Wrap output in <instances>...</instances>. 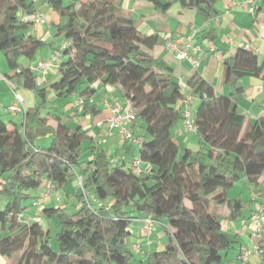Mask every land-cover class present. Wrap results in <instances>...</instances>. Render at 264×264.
Here are the masks:
<instances>
[{
    "label": "trees",
    "instance_id": "16d2710c",
    "mask_svg": "<svg viewBox=\"0 0 264 264\" xmlns=\"http://www.w3.org/2000/svg\"><path fill=\"white\" fill-rule=\"evenodd\" d=\"M38 1L47 3L60 18L53 25L55 38L66 45L58 77L37 85L36 74L21 62L22 58L32 61L43 44L26 34L29 22L19 18L35 14L32 0H0V52L10 73L4 78L42 101L49 92L57 98L77 95L87 100L98 81L117 87L135 121L142 124L138 155L149 168L137 175L129 166L110 164L107 155L91 143L84 149V142L91 139L81 127L70 128L67 116L51 129L40 114L41 105L26 110L21 123L24 133L8 130L0 120V258L8 261L5 264H135V253L127 246L129 227L150 216L167 220V242L161 250L154 244L144 250L145 264H222V254L239 240L222 229L223 217L209 212L210 207L229 206L231 218L246 221L245 210L254 202L228 194L234 184L245 180L261 202L264 216V99L263 113L255 119L237 108V99L244 93L240 79L247 76L264 82V62L242 48L225 58L229 95L216 96L197 74L188 79V88L200 100L192 110L197 145L180 147L172 131L182 120L184 95L172 69L162 68L150 53L158 38L136 29L121 9L122 0ZM147 1L160 13L176 4L205 18L218 14L217 0ZM259 10L264 11V0ZM99 113L96 104L84 103L75 115ZM48 132L52 133L49 147L35 149L33 138ZM76 175L82 176L84 188L104 204L102 208L86 207ZM46 184L55 185L58 193L70 188L79 206L73 210L43 207L42 218L54 219L51 228L44 229L33 221L35 214L28 217L26 212L34 193ZM260 235L258 244L264 249V223ZM263 249L255 264H264Z\"/></svg>",
    "mask_w": 264,
    "mask_h": 264
},
{
    "label": "crops",
    "instance_id": "0c3cea01",
    "mask_svg": "<svg viewBox=\"0 0 264 264\" xmlns=\"http://www.w3.org/2000/svg\"><path fill=\"white\" fill-rule=\"evenodd\" d=\"M253 1L255 5L253 10L250 11L248 9L251 5L247 6V9L230 7L229 0H217L216 9L218 14L212 18H205L199 15L195 10L181 8L176 4L171 5L164 13H160L156 11L147 0H122L121 9L132 18L134 26L140 33L155 35L158 38V43L150 50V53L155 60L162 64V68L168 67L172 69V76L178 82L184 99L187 96L191 97V108L193 110L200 103V100L194 97L187 86V81L192 75L197 74L209 83L216 96L229 95L231 88L223 86V60L225 58L233 57L238 49H244L245 46H248L247 50L257 54L261 61L264 62V11L259 10V5L263 0ZM32 2L36 7L35 13L38 12L41 14L42 22L38 24L35 23L33 19L34 15L24 17L20 14L19 18L25 22H29L28 26L25 28L26 34L48 45L50 53L47 58L43 59L42 55L37 50L32 61L24 60L25 62H23V64L25 65L34 64L37 61H48L50 55L58 51L64 42L62 38H55V30L53 27V25L60 23V18L51 12L50 6L47 3L38 0H32ZM151 22H154L157 27L161 26L162 29H156V27L150 24ZM164 35L171 40L180 39L181 44L178 46L181 49L183 48L182 44L188 43L192 49H187V52L198 60V66L192 68L185 60H176L175 54L169 53L164 48ZM57 66V64H52L45 72H34L37 76L36 84L44 85L46 82L51 83L55 81L58 77ZM242 79L243 81H239V83L244 87V93L242 97L237 99V108L240 113L248 118L255 119L263 113L261 112V104L264 99V82L255 77H242ZM1 83L5 84L11 90L12 95L15 96V94H19L17 86L20 85H16L13 80H0V85ZM12 84L14 86H12ZM91 88L94 90L91 103L96 104V107L99 109L100 113L98 115L86 116L84 118L77 117L75 115L76 111L81 109L84 103H88L86 98L78 97L77 95L69 97V100L63 104L62 110L56 112L54 109L60 110L61 108L59 104L56 105L60 99L49 92L46 96V102L48 103L46 108L49 110L50 115L48 114L47 117L42 115V117L47 119V126L53 129L58 123L62 122L64 117L69 116L71 119L69 120L70 123L68 126L73 129L79 125L82 132L91 139L89 142H84V149L89 148L91 143L97 150L103 151L107 155L108 160H116L112 165L124 164V166H129L131 160L138 156V151L133 155L134 148H132V146L138 144L133 142V145L129 144L127 142L129 140L119 136L116 130H109L106 123L111 115L110 106L118 105L127 109L129 108V104L124 100L117 87L103 85L98 81L91 86ZM78 100H81L82 104H79ZM32 102H34V100H32ZM193 102H195L194 105ZM0 103L3 104V106L5 105V110H2L3 115L0 113V120L6 123L8 130H21L22 118L13 116L6 111V107L13 104L14 99L11 98L8 101H0ZM24 104L23 99V107ZM35 106L36 105H34V107ZM30 108L31 107H24L25 110H29ZM5 112L7 113V121L3 118ZM53 112L57 113L58 117L51 118ZM136 123L135 121V124L128 125L131 131H135L134 129L137 126ZM31 127L33 129L36 128L35 122L31 123ZM139 127H141V125H139ZM47 134L43 137H48L49 134L52 136L51 132ZM172 136L176 142L181 143L179 146L195 148L197 145L196 135L185 132L182 120L179 126L176 125L173 129ZM135 137L138 136L135 135ZM37 140L38 137H35L33 140V147L35 149H45L49 147L35 146L34 142ZM128 155L133 157L130 161L126 159ZM235 185L236 184H234L231 191H229V196H238L241 200L246 202L258 201L254 196V189L245 180H241L236 186ZM47 186L48 184H46L43 189L34 193L33 196L35 199L33 201H37L38 205H30V207L32 206L36 209L33 213L27 214L28 217H32L39 210L42 213L43 207L57 206H55L56 203L53 198L46 200L42 198L43 191ZM261 186H264V180ZM59 194L62 196V202L66 201V197H70L69 210H73L79 206L70 188L59 191ZM242 194H248V199H244ZM260 205L261 202L259 201L258 206L254 203L252 207L245 210V215L247 217L246 221H239L231 218L229 206L210 207L209 209V212L219 214L223 217L222 229L238 238L239 243L237 244L235 259L240 250L248 249L242 246L240 238L241 236H250L252 223L248 219V216L250 212L259 209ZM219 207L225 208L227 214H220L218 210H216ZM37 208H39V210ZM45 223L47 227L50 228L54 223V219L46 220ZM138 234L139 237H135V243L141 238L140 236L142 233L138 231ZM146 249L147 248L143 246V250ZM136 256H139V264H145L144 255L138 254ZM255 261H260V258L253 256L251 258V264H255ZM5 263H8V261L6 262V260L1 257L0 264Z\"/></svg>",
    "mask_w": 264,
    "mask_h": 264
},
{
    "label": "built area",
    "instance_id": "2783aa9c",
    "mask_svg": "<svg viewBox=\"0 0 264 264\" xmlns=\"http://www.w3.org/2000/svg\"><path fill=\"white\" fill-rule=\"evenodd\" d=\"M230 7H240V8H248L247 6L251 5V7L248 9L250 11L253 10V7L255 5L253 0H229ZM34 22L35 23H41L42 22V16L38 12L34 14ZM180 39L178 40H171L165 35L163 36V42H164V48L169 53L175 54L176 60H185L192 68H196L198 66V60L194 58L191 54L187 52V49H192L188 43L182 44L183 48H179ZM66 45V42H63V44L60 46L57 53H54L50 56L48 62H42L37 61L34 64H30L29 68L33 70L34 72H45L48 67L51 64H57L59 63V56L62 53V48ZM244 49H248V46H245ZM195 51V50H194ZM14 103L6 107V111L13 115L18 116L22 118V123L24 122V114L25 109L23 107V98L19 94H15L14 96ZM86 101L88 103L92 102V98H88ZM79 104H82L81 100H78ZM111 115L110 118L107 120V128L109 130H116L117 134L121 136L122 138L129 140L135 144L140 143V139L135 137L129 128L128 125H131L135 122V114L130 110V108L124 109L118 105H112L109 107ZM182 115V122H183V128L185 132L195 134L196 132V126L193 119V112L191 108V97L187 96L184 99V104L182 106L181 110ZM101 125V124H98ZM22 129V128H21ZM24 130L22 129V132ZM24 133V132H23ZM110 164H113V162L116 160H108ZM130 170L137 175L143 174L146 172L149 168V166L141 161L139 158V155L132 159L129 164ZM75 181L77 184V188L80 190L81 196L83 198V202L86 205V207L90 210H97L104 206L102 202H100L98 199H96L94 196L91 195V193L84 188L83 186V178L81 175L75 176ZM42 198L44 200L48 199H54L55 203L57 204L59 209H65L66 206L64 204H60L61 195L55 191V185L51 184L48 189H46L43 194ZM38 203H33L32 206H37ZM105 209H108L105 207ZM42 216L39 214H35L33 217V221L41 224L42 223ZM252 223L251 226V238L253 239V247L251 250L249 249H242L237 254L236 259L240 261L243 264H246L250 257L254 256L257 258H261L263 251L261 247L258 244V241L260 239V232L261 227L264 223V216L262 213L261 208L257 209L255 213H253L250 216L249 219ZM135 224L139 225V230L143 234L142 238H140L137 243L134 246L133 252L136 255H143L144 250L143 246H145L147 249L153 244L152 240H150V236L153 233V226L156 225L157 221H155L150 216H144L141 219L135 220Z\"/></svg>",
    "mask_w": 264,
    "mask_h": 264
},
{
    "label": "rangeland",
    "instance_id": "374dc122",
    "mask_svg": "<svg viewBox=\"0 0 264 264\" xmlns=\"http://www.w3.org/2000/svg\"><path fill=\"white\" fill-rule=\"evenodd\" d=\"M66 1L67 0H63V2L64 3H66ZM152 26H154V27H156V29H162V27L161 26H156V24L154 23V22H151L150 23ZM60 41V40H59ZM38 51L40 52V54L42 55V58L44 59V58H47L48 57V55H49V46L48 45H45V44H43V45H41L39 48H38ZM25 59L24 58H22L21 59V62L23 63V62H25L24 61ZM43 62V61H42ZM25 65V64H24ZM0 74L3 76V74H9V71H8V69H7V66H6V63H5V60H4V57H3V53L2 52H0ZM4 77V76H3ZM247 77V76H246ZM5 79V78H4ZM244 79V78H243ZM243 79L241 78V80L240 81H243ZM6 80V79H5ZM12 86H14L13 84H12ZM224 87L225 86H227L226 84H224L223 85ZM15 87H16V85H15ZM17 91H18V93L23 97V99H24V107H31V108H33L34 107V105H36V108H40V105L42 106L41 107V116L43 115V116H45V117H47V115L49 114L50 115V113H49V110L46 108L47 106H48V103L46 102V98H45V100L44 101H42V100H40L39 98H36L35 99V94L32 92L31 93V91H29V90H27V89H25L23 86H17ZM12 92H11V90L5 85V84H3V83H1V85H0V101H8V100H10L11 98H15L14 97V95H12L11 94ZM58 99H60V100H58V102L56 103V105L57 104H59L60 105V110H56V109H54V111H56V112H58V111H61L62 110V107H63V104L64 103H66L68 100H69V98H64V97H62V98H58ZM71 99V98H70ZM32 100H34V102H32ZM30 103V104H29ZM194 103L195 102H193V105H194ZM5 106V105H4ZM4 106H3V104H1L0 103V113L2 114L3 113V111L2 110H5V108H4ZM45 107V108H44ZM77 111H79V110H77ZM76 111V112H77ZM3 115V114H2ZM56 118V117H58L57 116V113H55V112H53L52 114H51V118ZM3 118L7 121V113L5 112L4 113V116H3ZM137 126H136V128L134 129L135 131H134V133H135V135H137V136H142L143 135V132H142V128L141 127H139V125H142L140 122H138L137 121ZM179 124H180V121L177 123V126H179ZM49 133V132H48ZM48 135V134H47ZM51 139H52V136H51V134H49V136L48 137H43V136H39L38 137V140L36 141V142H34V145L35 146H39V147H47V146H49V144H50V142H51ZM33 140H34V138H33ZM32 140V141H33ZM129 144H132L133 145V143L131 142V141H127ZM179 145H181V143L180 142H177ZM131 145V146H132ZM180 147H184V146H180ZM132 148H134V152H133V155L134 154H136V151H138V145H133L132 146ZM133 157L132 156H130V155H128L127 157H126V159L128 160V161H130L131 159H132ZM121 165V164H120ZM238 183H236V185H237ZM235 185V186H236ZM242 196L244 197V199H248V194H242ZM48 199V198H47ZM61 199H62V196H61ZM66 199V201L64 202H62V201H60V204H64L65 206H66V210H69V208H70V206H69V200H70V197H66L65 198ZM63 200V199H62ZM49 201V200H48ZM255 203V205H257L258 206V203H259V200L257 201V202H254ZM32 204V202L31 201H29L28 202V204H27V206H28V209H27V212L26 213H33L34 211H35V207H30V205ZM57 204H55V206H56ZM254 205V204H253ZM262 205H260V207H261ZM56 207H58V206H56ZM78 207V206H77ZM76 207V208H77ZM38 210H39V208H37ZM37 210V211H38ZM216 210H218V212L220 213V214H222V215H224V214H227V210L225 209V208H222V207H219V208H217ZM35 214H39L40 216H42V214H41V211L39 210L38 212H36ZM46 219H43L42 220V223H41V225L43 226V228L44 229H46L47 228V225H46ZM51 228V227H50ZM139 225H137V224H135V223H132V225L129 227V231L131 232V234H130V236L128 237V239H127V246H128V249L129 250H131L132 252H133V249H134V246H135V244L137 243H135L134 242V240H135V237H139V234H138V231L140 232V230H139ZM164 228H167V220L165 219V218H162L160 221H157V223H156V225H154L153 226V234H151V236H150V240H152V242H153V244L155 245V247L157 248V249H159V250H161V249H163V247H164V245H165V243L167 242V233H165V229ZM142 236H143V234H141V238H142ZM158 242H159V244H158ZM135 243V244H134ZM240 243L242 244V246H245L246 248H248L249 250H251L252 249V247H253V241H252V238H251V234H250V236L249 235H246V236H241V238H240ZM152 244V245H153ZM50 247L52 248V249H56V243H55V241H52V242H50ZM236 249H237V244H235V246H234V248L233 249H230V250H228L227 252H225V253H223L222 254V264H243V263H241L240 261H237L236 259H235V253H236ZM263 249V248H262ZM264 250V249H263ZM134 258H135V264H139V256H136V254H135V256H134Z\"/></svg>",
    "mask_w": 264,
    "mask_h": 264
},
{
    "label": "bare ground",
    "instance_id": "6f19581e",
    "mask_svg": "<svg viewBox=\"0 0 264 264\" xmlns=\"http://www.w3.org/2000/svg\"><path fill=\"white\" fill-rule=\"evenodd\" d=\"M54 53H57V52H54ZM54 53H53V54H54ZM51 55H52V54H51ZM51 55H50V56H51ZM48 61H49V60H48ZM48 61H43V62H48ZM59 61H60V56H59ZM51 65H52V64H51ZM57 65H58V63H57ZM49 67H50V66H49ZM49 67H48V69H49ZM48 69H47V70H48ZM30 70H31V69H30ZM47 70H46V71H47ZM31 71L34 73L33 70H31ZM34 74H36V73H34ZM0 80H1V81H6V80L4 79V77H3L1 74H0ZM50 185H51V184H48V186L44 189V191H45L46 189H48ZM44 191H43V192H44ZM55 191L57 192V190H56V186H55ZM57 193H58V192H57ZM33 203H37V201H36V202L33 201L31 205H33Z\"/></svg>",
    "mask_w": 264,
    "mask_h": 264
},
{
    "label": "clouds",
    "instance_id": "9594fccd",
    "mask_svg": "<svg viewBox=\"0 0 264 264\" xmlns=\"http://www.w3.org/2000/svg\"><path fill=\"white\" fill-rule=\"evenodd\" d=\"M26 112V111H25Z\"/></svg>",
    "mask_w": 264,
    "mask_h": 264
}]
</instances>
